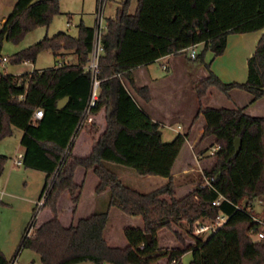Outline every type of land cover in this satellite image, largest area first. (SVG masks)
<instances>
[{
  "label": "trees",
  "instance_id": "trees-1",
  "mask_svg": "<svg viewBox=\"0 0 264 264\" xmlns=\"http://www.w3.org/2000/svg\"><path fill=\"white\" fill-rule=\"evenodd\" d=\"M161 1L175 13L174 17H159L169 23L168 32L142 25L143 0H137L132 12L130 0H122L115 15L106 17L101 33L103 49L94 74L89 62L95 26L82 20L76 35L64 30L45 34L12 54L13 61H33L43 49L57 54L64 48L73 51L74 62L18 74L0 73V139L11 135L14 127L22 130L21 163L45 172L37 200L47 188L41 208L48 207L52 212L50 218L37 225L38 210L34 206L18 250H34L45 264H75L83 260L91 264H158L164 256L166 264H183L181 255L187 250L191 252L188 264H264V237H253L260 231L264 233V208L260 213L253 208V200L264 197V115L249 114L244 107L202 104L210 85L225 93L233 88L243 89L250 93L251 101L264 97V31L247 58L245 81L223 82L208 69L195 84L198 113L204 120L203 135H212L218 148L213 153V163L203 169L194 188L184 195L175 194L171 168L187 132L162 140L159 123L141 108L124 83L126 78L134 86L133 67L191 44H202L201 51L194 56L200 61L207 50L214 56L222 53L229 32L264 28V0ZM59 11L60 0H15L0 25V48L4 39L19 41L32 28L47 25ZM130 32L142 33L145 38L127 39ZM205 66L209 67L208 62ZM95 79L97 97L90 112L95 115L112 107L98 136L92 121L78 125ZM135 89L146 97L145 85ZM65 96L67 101L58 107V100ZM36 108L42 109V115L33 119ZM81 128H86L95 139L87 155H77L72 150L74 137ZM236 137L240 138L237 153ZM6 160L7 156L0 153V174ZM111 164L132 167L140 175L168 176V180L143 192L124 183ZM77 166L93 169L98 176L95 191L108 190V205L129 215L142 216L143 228H124L125 246H112L104 237L107 208L94 210L69 225L59 219L61 194L67 190L74 203L79 198L81 184L74 180ZM205 175L211 177L210 185L204 184ZM217 198L219 202L213 203ZM219 213L226 215L225 220L206 236L194 235L193 243H185L174 229L181 247L158 245L160 229L185 222L192 231L197 218L214 220ZM173 259L176 261L171 263ZM0 264H9L1 248Z\"/></svg>",
  "mask_w": 264,
  "mask_h": 264
},
{
  "label": "crops",
  "instance_id": "crops-1",
  "mask_svg": "<svg viewBox=\"0 0 264 264\" xmlns=\"http://www.w3.org/2000/svg\"><path fill=\"white\" fill-rule=\"evenodd\" d=\"M87 1L88 0H77L80 8L84 6ZM64 3L65 0H60V12L66 11L63 8ZM136 5L137 1L135 7ZM165 14L169 17L175 16V13L169 11V8L163 1L143 0V4L140 10V21L144 27L153 30H162L168 32L170 29L169 23L163 22L162 19L159 18L161 15ZM5 16V14L2 15L0 20L1 23L4 20ZM81 20L83 21V19ZM69 21L70 16H68L66 24ZM94 21V23L96 24V17ZM84 23H87V25L89 26H93L91 25V22L86 21ZM67 25H72V22L71 24ZM263 31L264 28L245 32H229L226 35L225 48L222 53L213 56L210 61H207L204 58L203 61L196 63L195 65H193V67H191V65L188 66L184 63V57L181 53L184 50L183 49L180 51L161 55L151 61L133 67L131 69V72L133 76L134 86L131 85L126 78H124V83L127 89L133 95L137 103L154 121L159 123L162 140L168 141L171 140V138H173L179 132H187V137L183 142L171 168V176L174 183L176 195L177 190L179 189H185L184 193L180 195H184L186 192L193 189V186L192 189H188L189 184L191 183L192 185L193 183L197 182V174L203 173V169L210 165L206 163L205 159L200 158L204 155L212 154L211 149L214 145H216L213 144L212 135H203L204 120L201 113H198V100H196V112L192 116H189V119L185 124V130H179V128L183 126V123L180 119L184 115V103H186L187 101L188 92H190L191 89H194L195 91V84L201 77L207 74L208 69L214 72L223 82L245 81L247 78V58L253 53ZM73 35H75V33H73ZM130 37L132 39H136V37L141 39L145 38V36L139 32H130V35H128L127 39H129ZM53 54L59 58L58 62L53 66L61 65L65 62H74L76 59L75 54L71 49L63 48L58 50L57 54H55L54 52ZM207 62L209 65L208 68L205 66V63ZM190 72H192L193 74L197 72L198 75H194L195 78L193 79H191V77L188 78V74ZM142 85H145L147 87L146 97L139 94L135 89V87H140ZM213 86L217 87L216 85H210L207 88L206 93L202 97L203 105L214 107L225 106L232 108L244 107L245 112H247L249 108H252V112L247 113L252 115H264V97H260L251 101V96L242 93L246 92L243 89L233 88L228 93L223 92L222 94L221 92L214 90ZM110 108H103L94 115V119L92 122L95 123L98 128L96 136H98V134L104 130L106 125V116L108 115ZM21 133L22 130H20L19 133V143ZM6 137L7 136L1 138L0 140ZM94 141L95 139L91 137L88 130L86 128H81L74 138L72 148L73 153L77 155L89 154ZM19 148L21 149V154L23 149L21 144L18 146V149ZM6 156L8 160V155ZM7 160L4 164L2 173L7 166ZM13 162L17 165L22 166L24 170L30 168L24 167L22 163L15 162L14 158H11V161L9 163V171H11L12 167L14 166ZM212 163L213 162H211V164ZM111 167L124 183L133 186L134 188L143 192L151 191L152 189L161 186L168 180V176L163 175H140L132 167L125 165L123 166L120 164H113L111 165ZM43 173L45 178V172ZM10 174L11 172H9L4 181L3 188L5 189L8 188L9 180L11 177ZM74 180L77 183L81 184V191L77 202L74 203L71 201L70 194L67 190H65L61 194L58 200L59 219L64 225L73 224L80 217H85L91 214L94 210H103L107 208L108 216L103 234L108 244L120 247H123L127 244V240L123 232L125 227L136 226L143 228V219L141 215H129L121 211L115 205H108L107 189L100 193H97L95 191V186L98 182V176L92 168L86 169L83 166H77L74 172ZM86 180L93 183L92 185L94 192L91 193L89 200L84 203L83 189ZM157 184H159V186H156ZM43 209H46L48 213L44 215L40 220L36 219L37 225L50 218L52 215L50 208L43 207ZM114 217L118 219L117 222L113 219ZM255 238H258L257 234H255ZM172 247H178V245L176 244ZM0 248L3 251L4 255L7 257V253L5 252L6 248L2 242H0ZM188 252L190 251H185L181 255V257ZM84 264H91V262L88 260L85 261Z\"/></svg>",
  "mask_w": 264,
  "mask_h": 264
},
{
  "label": "rangeland",
  "instance_id": "rangeland-1",
  "mask_svg": "<svg viewBox=\"0 0 264 264\" xmlns=\"http://www.w3.org/2000/svg\"><path fill=\"white\" fill-rule=\"evenodd\" d=\"M121 1L122 0H104V6L102 10L104 24L106 17L115 15L116 8ZM136 1L137 0H130V12L134 11ZM14 2L15 0H0V20L2 15H7L10 12ZM97 6L98 0H88L86 4L81 8L77 0H65L63 8L66 11H59L58 13L54 14L47 25H38L32 28L31 30L27 31L17 42L4 39L0 48V73L7 72L18 74L24 71L45 68L56 64L59 58L54 55L53 52L49 49L41 50L33 61L22 60L16 62L12 60V54L42 38L45 34L52 35L57 31L64 30L71 34L75 33L76 35L78 32V23L81 19H83L84 22H91V25L94 26ZM68 16H70V21L72 22V25L70 26L66 24ZM194 48L195 53H199L201 51L202 44L199 45V43H197L194 45ZM181 53L184 57V63L188 66L191 65V67H193V65H195L196 63L201 62L198 59H194V57L191 58L189 56V50L184 49ZM1 56H6L7 60L2 61ZM213 56L214 55L210 50H207L204 53V58L207 61H210ZM194 75H198V73L196 72L195 74H193L192 72H190L188 74V78L191 77V79H193L195 78ZM213 89L223 94V91H221L219 88L214 87ZM242 93L251 96L248 92ZM196 100V93L194 89H191L190 92H188L187 101L186 103H184V115L180 119L183 123V126L179 128L180 131L185 130V124L189 119V116H192L196 112ZM247 112H252V108H249ZM20 130V128L14 127V132L11 135L0 140V153L8 155L6 164L7 166L5 167L4 172L0 175V242L5 245V252L7 253L9 261L12 259L13 255L16 254L17 258L15 264H45L40 260L38 253H36L34 250L27 247H22L20 248V250H18V245L22 235L24 234V230L33 215V207H37V196L44 182V173L40 170L30 168L24 170L22 166L17 165L13 162L14 166L12 167L11 171H9V163L11 161V158L20 155L21 149H18V146L20 145ZM200 159H205L206 163H208L209 165L214 161L215 158L214 154H207L202 156ZM9 172H11V177L9 180L8 188L5 189L3 188L4 181ZM201 175L202 173L197 174V181L200 179ZM196 183L197 182L193 183L192 185L190 183L188 189H192V186L194 188ZM92 184L93 183L89 182L88 180H86L84 184V203L89 200L91 193L94 192ZM156 186H159V184H157ZM184 191L185 189L177 190L176 196H181L180 194H183ZM253 208L258 213H260L264 208V197L255 198L253 200ZM47 213L48 212L46 209L39 207L36 219L40 220ZM259 217L261 218L260 215ZM113 219L116 220V222L118 221L116 217H114ZM204 220L206 222H209V219ZM192 227V231H189L187 224L185 222H182V224H173L172 228L160 229L157 233L158 245L162 248H171L176 244L178 245V247H181V243L176 238L174 229L181 235L185 243H193L194 235L206 236L208 234V231L196 233L194 231V223ZM253 237L255 238V235H253ZM190 258L191 252L185 253V255L181 257V262L183 264H188ZM85 261L88 260L79 261L75 264H84ZM158 264H166V257L164 256L160 258V260H158Z\"/></svg>",
  "mask_w": 264,
  "mask_h": 264
},
{
  "label": "built area",
  "instance_id": "built-area-1",
  "mask_svg": "<svg viewBox=\"0 0 264 264\" xmlns=\"http://www.w3.org/2000/svg\"><path fill=\"white\" fill-rule=\"evenodd\" d=\"M103 6H104V0H98V6H97L96 14H95L96 24H95L94 46H93V50H92V54H91V59L89 62V67H90V70L93 74L95 73V70L97 68L98 56L103 49L102 45H101V33L105 27V24L103 23V14H102ZM67 24H71V22L69 21ZM194 45L195 44H191L185 48L186 50H189V56L191 58H193L196 54ZM1 60L2 61L7 60V57L1 56ZM97 85H98V80L95 79L94 83H93V88L91 91L89 102L81 113V117H80L79 124H78L79 127H81L85 123L93 121V119H94V115L90 112V108H91V106L94 105L96 97H97ZM41 115H42V109L36 108L33 112L32 118L36 119V118H39ZM217 148H218V145H214L211 149V153L213 154ZM14 161L21 163V154L17 157H14ZM210 179H211L210 176L205 175L204 176V184L210 185ZM47 191L48 190L46 188L45 191L43 192L42 196L37 200V202H36V205H37L36 209L37 210L39 207L42 206L44 199H45V196L47 194ZM212 202L218 203L219 198L213 200ZM225 218H226V215H224L222 213H219L214 220H209V222H206L204 220L206 218L199 217L194 221V231L196 233H201L204 231L210 232V231L214 230L216 226L220 225L225 220ZM259 221L263 222L262 220H259ZM30 232H31V230H29L28 234H30ZM257 237L258 238L264 237V233L262 231L258 232ZM16 258H17L16 254H14L12 259L9 261V264H15ZM175 261L176 260L173 259L171 261V263L175 262Z\"/></svg>",
  "mask_w": 264,
  "mask_h": 264
},
{
  "label": "water",
  "instance_id": "water-1",
  "mask_svg": "<svg viewBox=\"0 0 264 264\" xmlns=\"http://www.w3.org/2000/svg\"><path fill=\"white\" fill-rule=\"evenodd\" d=\"M66 101H67V97H66V96L63 97V98H61V99H59L58 102H57V106H58V107H62V106L65 104ZM111 109H112V107L110 108V110H111ZM239 147H240V138H239V137H236V138L234 139L235 153L238 152Z\"/></svg>",
  "mask_w": 264,
  "mask_h": 264
}]
</instances>
